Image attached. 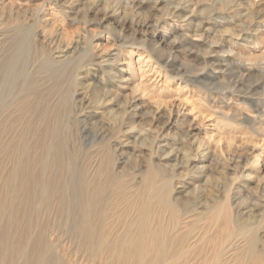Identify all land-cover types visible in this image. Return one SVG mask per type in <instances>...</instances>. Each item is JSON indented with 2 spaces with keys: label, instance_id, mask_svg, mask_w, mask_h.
<instances>
[{
  "label": "rangeland",
  "instance_id": "1",
  "mask_svg": "<svg viewBox=\"0 0 264 264\" xmlns=\"http://www.w3.org/2000/svg\"><path fill=\"white\" fill-rule=\"evenodd\" d=\"M13 1L12 15L7 9L0 18L5 24H0V61L13 50V42L26 38L18 75L28 77L37 65V53L43 52L48 62L36 67L35 76L41 84L48 82V90L64 88L63 81L57 79L56 84L53 77L84 53L75 48V33L84 35V25L65 16L61 7L71 15L81 9L79 17L87 14L91 21L86 26L95 35L88 33L85 41L93 40L98 46L88 48L93 63L77 72L68 119L69 145L77 166L103 136L120 125L121 133L112 143L116 172H137L136 181H140L151 160L161 173L174 177V198L193 197L194 215L206 213L229 189L234 217L261 222L259 237L264 240V0ZM19 6L29 8L26 16H17ZM43 15L54 22L46 40L36 22ZM123 23L126 40L117 42L115 32L107 27L121 28ZM67 32H75L70 47L49 43L50 37L65 41ZM116 54L124 59L132 56L135 76L131 77L127 64L115 63ZM103 60L108 61L99 64ZM121 69L130 77L127 82L111 77L110 73ZM18 86L12 92L5 88V102L13 99ZM107 87L121 88V96L112 99L105 92ZM127 96L140 107H123ZM50 101L57 103V96L52 94ZM157 103H162L160 109H172L169 124L165 117L154 119L145 113L156 109ZM182 119L187 122L185 128ZM197 140L210 141L211 150L199 149ZM51 232L47 264H93L87 249L73 240L66 226Z\"/></svg>",
  "mask_w": 264,
  "mask_h": 264
},
{
  "label": "bare ground",
  "instance_id": "2",
  "mask_svg": "<svg viewBox=\"0 0 264 264\" xmlns=\"http://www.w3.org/2000/svg\"><path fill=\"white\" fill-rule=\"evenodd\" d=\"M5 1L0 3V18L14 11L16 2ZM28 9L20 7L17 16H26ZM61 11L73 22L84 25V35L74 32L75 48H81L83 56L67 62L58 76L53 77L56 84L57 79L63 81L61 91L52 85L48 90V82L41 84L35 76L43 63L48 62L43 52L37 53L34 59L37 65L28 77L18 75L20 59L25 57L27 48L26 38L13 42L10 45L13 50L0 61V152L5 158L0 159V264H47V237L52 228L62 226L87 249L88 260L93 264H264V240L259 237L261 222H241L234 217L229 189L222 199L210 204L206 213L194 215L190 208L193 197L174 198V177L161 173L151 160L140 181H136L137 172H116L112 143L121 133L120 125L103 136V141L96 144L93 152L85 154L77 166L68 132V119L74 107L73 87L77 72L93 63L88 48L92 51L98 44L85 41L88 33L93 38L95 35L86 26L91 22L87 14L80 18L81 9L73 15L64 7ZM44 17L37 16L36 22L46 40L47 29L54 22ZM120 26L107 27L109 32H115L117 42L126 40V26L124 23ZM74 33L64 34L65 41L50 37L49 43L58 44V48L70 47ZM103 51L111 53L107 48ZM114 61L127 64L133 73L131 77L136 75L131 55L124 59L116 54ZM110 74L120 83L130 78L122 69ZM19 84L17 94L5 102V88L12 92ZM135 89L141 90L140 84ZM120 90L107 87L105 92L118 99ZM52 94L57 96V103L50 101ZM131 98L124 99L123 107L138 109L139 103ZM157 105L145 113L154 119L165 117V123L169 124L172 109H160L162 103ZM219 112L229 117L225 109ZM181 122L185 128L186 120ZM197 143L199 149L212 148L210 141L197 140ZM4 162L11 166H5Z\"/></svg>",
  "mask_w": 264,
  "mask_h": 264
}]
</instances>
